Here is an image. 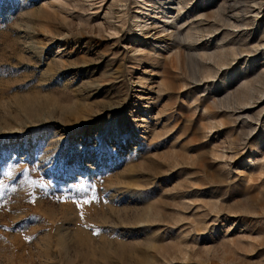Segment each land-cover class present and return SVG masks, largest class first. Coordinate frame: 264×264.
<instances>
[{
  "label": "rangeland",
  "instance_id": "1",
  "mask_svg": "<svg viewBox=\"0 0 264 264\" xmlns=\"http://www.w3.org/2000/svg\"><path fill=\"white\" fill-rule=\"evenodd\" d=\"M0 264H264V0H0Z\"/></svg>",
  "mask_w": 264,
  "mask_h": 264
},
{
  "label": "bare ground",
  "instance_id": "2",
  "mask_svg": "<svg viewBox=\"0 0 264 264\" xmlns=\"http://www.w3.org/2000/svg\"><path fill=\"white\" fill-rule=\"evenodd\" d=\"M255 5H257V9H255L254 7L252 8V9H249L248 10V12H252V13H254L255 15H257L258 13H259V9H260V3H257L256 1H255ZM237 25V24H236ZM262 45V44H261ZM203 54V53H202ZM207 55V54H206ZM250 83V82H249ZM248 85V84H247ZM242 86H243V84H242ZM248 89H249V87H248ZM247 89V90H248ZM246 90V91H247ZM252 91V90H251ZM248 95V94H247ZM246 95V96H247ZM250 95V94H249ZM244 97V96H243ZM249 98H250V96H248ZM252 99V98H251ZM251 99H250V103H251ZM247 102V101H246ZM242 104V103H241ZM246 105V104H245Z\"/></svg>",
  "mask_w": 264,
  "mask_h": 264
},
{
  "label": "snow or ice",
  "instance_id": "3",
  "mask_svg": "<svg viewBox=\"0 0 264 264\" xmlns=\"http://www.w3.org/2000/svg\"><path fill=\"white\" fill-rule=\"evenodd\" d=\"M113 35H116L115 33Z\"/></svg>",
  "mask_w": 264,
  "mask_h": 264
}]
</instances>
